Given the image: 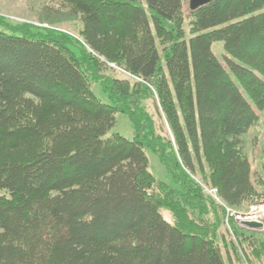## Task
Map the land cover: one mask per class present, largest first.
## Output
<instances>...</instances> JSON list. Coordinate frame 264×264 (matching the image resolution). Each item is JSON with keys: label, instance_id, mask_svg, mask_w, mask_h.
Returning a JSON list of instances; mask_svg holds the SVG:
<instances>
[{"label": "trees", "instance_id": "obj_1", "mask_svg": "<svg viewBox=\"0 0 264 264\" xmlns=\"http://www.w3.org/2000/svg\"><path fill=\"white\" fill-rule=\"evenodd\" d=\"M58 2L81 39L0 19V264L232 263L194 173L236 208L264 195L241 138L264 134V0ZM117 112L132 138L106 135Z\"/></svg>", "mask_w": 264, "mask_h": 264}, {"label": "rangeland", "instance_id": "obj_2", "mask_svg": "<svg viewBox=\"0 0 264 264\" xmlns=\"http://www.w3.org/2000/svg\"><path fill=\"white\" fill-rule=\"evenodd\" d=\"M183 13H186L188 8V0L183 2ZM0 19L9 23L27 22L33 23L38 26H45L50 28H58L63 32L69 33L72 37L81 39L78 35L79 27H81V21L78 17L67 14L66 8L61 7L58 0H0ZM0 29L7 30L5 26L0 23ZM222 43L214 45V50L219 54ZM116 68V67H115ZM117 69V68H116ZM119 70V69H117ZM121 71V70H120ZM93 92L103 102L107 101V96L103 94L98 85H93ZM116 121L106 135L112 133H120L126 139H130L133 136V127L129 120V117L121 112H117ZM244 146V151L247 153L251 162V167L260 172L264 177V134L259 124L248 130L245 135L241 136ZM147 155L148 169L155 175L158 180L167 182L172 186L173 184L171 176L167 173L166 169L162 166L155 152L149 149H145ZM263 166V167H262ZM195 179L200 186H205L208 189L210 185L204 182L200 172L194 173ZM214 201L219 208L218 211L223 219L220 227L228 232V236L232 239L237 253L233 254L231 264H264V226L261 229H245L239 226L236 216L237 214L249 213L252 206L257 205L260 201H264V195L255 202L249 203L247 206L233 207L229 206L232 216L228 215L224 205H221L215 198L206 191H203ZM221 199V198H220ZM166 219H169L168 212H164ZM233 232V236L229 231ZM238 236L243 239H238ZM251 240L254 243L251 245V250L247 251ZM246 251H245V250ZM233 250V249H232ZM229 263V264H230Z\"/></svg>", "mask_w": 264, "mask_h": 264}, {"label": "built area", "instance_id": "obj_3", "mask_svg": "<svg viewBox=\"0 0 264 264\" xmlns=\"http://www.w3.org/2000/svg\"><path fill=\"white\" fill-rule=\"evenodd\" d=\"M202 190L208 192L209 194H211L216 201H218L221 205H224V208L226 209V213L228 215L226 216H232L233 213H231L229 206L224 203L216 194L215 189H208L205 186H202ZM236 216V220L239 224V226H241L242 228L245 229H250L249 227H246L245 225H243V222H248V221H255L260 223L262 226L261 228L264 226V201H260L259 204L254 205L251 207L249 213L247 214H237ZM231 236H233V232H231V229H229Z\"/></svg>", "mask_w": 264, "mask_h": 264}, {"label": "water", "instance_id": "obj_4", "mask_svg": "<svg viewBox=\"0 0 264 264\" xmlns=\"http://www.w3.org/2000/svg\"><path fill=\"white\" fill-rule=\"evenodd\" d=\"M211 1L212 0H188V8H190V10H194ZM243 225H245L246 227H249V228L251 227L255 229H261V226H262L260 223L255 222V221L243 222Z\"/></svg>", "mask_w": 264, "mask_h": 264}, {"label": "bare ground", "instance_id": "obj_5", "mask_svg": "<svg viewBox=\"0 0 264 264\" xmlns=\"http://www.w3.org/2000/svg\"><path fill=\"white\" fill-rule=\"evenodd\" d=\"M211 189V188H210ZM213 189H215L214 187H213ZM215 192H216V189H215Z\"/></svg>", "mask_w": 264, "mask_h": 264}]
</instances>
